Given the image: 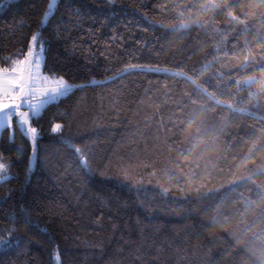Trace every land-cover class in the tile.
Here are the masks:
<instances>
[{
  "label": "trees",
  "instance_id": "16d2710c",
  "mask_svg": "<svg viewBox=\"0 0 264 264\" xmlns=\"http://www.w3.org/2000/svg\"><path fill=\"white\" fill-rule=\"evenodd\" d=\"M48 2L0 10V68L39 32L87 87L32 119L33 165L2 130L0 264H264V0H63L44 27Z\"/></svg>",
  "mask_w": 264,
  "mask_h": 264
},
{
  "label": "snow or ice",
  "instance_id": "6c2138e0",
  "mask_svg": "<svg viewBox=\"0 0 264 264\" xmlns=\"http://www.w3.org/2000/svg\"><path fill=\"white\" fill-rule=\"evenodd\" d=\"M13 0H0V10L6 6H11ZM63 0H49L46 5V11L43 13V20L40 24L46 27L51 17L59 10ZM108 4H115L116 0H106ZM82 12L74 3L67 5V22L76 24L80 23ZM65 18H60V23H64ZM101 20V24H104ZM39 49L37 52L36 49ZM46 62V47L45 43L40 40V33L33 34L30 38L28 51L23 59L13 60L11 67L0 68V130L8 129L10 135L15 129L21 131L22 136L30 140L31 158L38 156L37 141L39 138L38 128L33 126L32 119L40 116L41 109L45 105H51L59 98H67L77 89L87 87L84 84H73L66 80L62 75L54 73L42 74V63ZM136 71L135 65L131 69H124L122 75H127L129 71ZM140 71L145 69L141 68ZM148 72H156L157 69L147 68ZM120 77H113L118 79ZM27 106V110H23ZM15 119V125L13 123ZM62 125L57 123L51 129L53 133H59ZM65 143L80 161V165L87 172L91 171L90 161L94 163V154L90 151H81L75 147L71 140H66ZM11 167V165H9ZM5 170V163L0 162V173ZM7 178V177H5ZM25 224H31L30 219L25 218ZM19 243V240L13 241L0 239V246L10 247L13 243ZM30 242V241H29Z\"/></svg>",
  "mask_w": 264,
  "mask_h": 264
},
{
  "label": "rangeland",
  "instance_id": "374dc122",
  "mask_svg": "<svg viewBox=\"0 0 264 264\" xmlns=\"http://www.w3.org/2000/svg\"><path fill=\"white\" fill-rule=\"evenodd\" d=\"M43 20V19H42ZM41 41H43L45 43V47H46V41L44 39H40ZM36 51L38 52L39 49L37 48ZM27 51H22V50H19L18 52L14 53V54H10L8 57H7V64L3 67H11V63L13 60H16V59H23L24 56L26 55ZM44 60L41 61L42 63V69H41V73L42 74H48L44 71ZM2 68V67H1ZM65 78V77H64ZM66 79V78H65ZM67 80V79H66ZM46 106V105H45ZM44 108L41 109V112ZM23 110H27V106H24ZM40 112V113H41ZM14 125H15V119L13 121ZM3 130V129H2ZM2 130H0V137H1V133H2ZM0 162H4L5 163V170L3 173H0V180H5L9 177L12 176V170H11V167H9L10 165V161L9 160H4V159H0ZM31 164L33 165L34 164V158L31 160ZM7 177V178H5Z\"/></svg>",
  "mask_w": 264,
  "mask_h": 264
}]
</instances>
